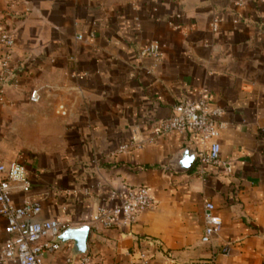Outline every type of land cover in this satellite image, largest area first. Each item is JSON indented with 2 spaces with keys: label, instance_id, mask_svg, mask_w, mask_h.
I'll use <instances>...</instances> for the list:
<instances>
[{
  "label": "crops",
  "instance_id": "crops-1",
  "mask_svg": "<svg viewBox=\"0 0 264 264\" xmlns=\"http://www.w3.org/2000/svg\"><path fill=\"white\" fill-rule=\"evenodd\" d=\"M18 1L0 0V26L14 33L20 64L0 104V162L25 165L32 195L43 199L38 220L90 227L111 187L145 185L155 208L130 228H90L88 249L102 264H141L142 250L150 264L215 253L217 264H264V0ZM150 42L162 47L157 62L140 56ZM202 91L223 111L217 141L233 175L214 165L169 170L187 148L202 151L190 133L116 154L134 131L148 133ZM23 197L14 189L17 203ZM206 201L223 222L209 245L201 242ZM5 225L0 216V249ZM229 244L231 254H219Z\"/></svg>",
  "mask_w": 264,
  "mask_h": 264
},
{
  "label": "built area",
  "instance_id": "built-area-1",
  "mask_svg": "<svg viewBox=\"0 0 264 264\" xmlns=\"http://www.w3.org/2000/svg\"><path fill=\"white\" fill-rule=\"evenodd\" d=\"M18 2L11 0V5ZM219 23L218 18L214 19V31L218 30ZM78 38L84 39L82 35ZM15 46L14 33L9 28L0 26V104L5 103L6 87L15 84L18 79L20 64L14 60ZM140 56L157 62L162 57V47L157 42H150L141 49ZM40 100V91L32 90L30 101L37 103ZM222 114L220 108H211L207 92L202 91L196 101H181L176 104L172 115L152 124L148 133L134 131L131 139L118 147L116 154L142 150L171 133H190L203 147L197 153L195 163L200 173H205L206 165H214L221 167L226 175H233L234 163L222 158L221 145L217 141L223 125L217 123L215 118ZM14 189L23 193L21 203L15 201ZM32 191V182L23 163L17 160L0 162V216L5 219L7 234L0 249V264H46L47 255L60 253L64 254L61 264H102L99 256L89 249L86 253L75 256L72 253L73 247L59 241V236L64 231L80 227L79 224L58 219L38 220L42 213L43 199L33 196ZM155 205L156 201L145 185L122 184L120 187H111L104 205L92 214L89 225L97 230L130 228L140 215L154 209ZM204 222L201 242L209 245L223 230L222 219L211 201L204 204ZM231 252L232 246L229 244L219 254L228 256ZM137 255L141 264H150L151 255L148 250H142ZM215 256L216 253L192 260L188 264H217ZM170 258L174 263L175 259Z\"/></svg>",
  "mask_w": 264,
  "mask_h": 264
},
{
  "label": "water",
  "instance_id": "water-1",
  "mask_svg": "<svg viewBox=\"0 0 264 264\" xmlns=\"http://www.w3.org/2000/svg\"><path fill=\"white\" fill-rule=\"evenodd\" d=\"M197 152L187 148L182 154L175 156L169 164L168 169L178 173L189 172L196 163ZM90 227L88 225L69 228L59 236L62 244L73 241V255L84 254L88 251V238Z\"/></svg>",
  "mask_w": 264,
  "mask_h": 264
}]
</instances>
